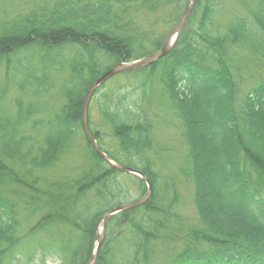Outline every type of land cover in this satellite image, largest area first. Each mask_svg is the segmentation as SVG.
I'll return each instance as SVG.
<instances>
[{
  "label": "trees",
  "instance_id": "16d2710c",
  "mask_svg": "<svg viewBox=\"0 0 264 264\" xmlns=\"http://www.w3.org/2000/svg\"><path fill=\"white\" fill-rule=\"evenodd\" d=\"M186 2L50 0L15 18L0 17V65L4 62L14 73L12 81L20 93L11 112L0 104V258L24 239L17 234L12 197L22 199L29 217H38L28 234L57 224L67 227L70 235L74 230V240L57 232L50 243L63 264H86L98 220L129 202L131 193L121 188L117 172L87 141L88 166L77 175L71 168L50 179L39 173L58 167L72 153L82 132V101L100 70L107 67L102 61L112 66L148 54L145 43L154 50L162 44L163 36L148 40L130 12L169 9L168 21L174 25ZM243 4L246 15L223 19L216 17L218 0H198L170 55L133 72V79L142 75L138 87L131 90L136 97L127 103L125 96H117L116 103L113 95L97 99L98 113L116 142L117 152L112 154L117 157L120 150L128 156L124 163L149 178L153 193L138 219L130 218L134 211L111 218L110 238L96 264H122L109 258L108 243L119 237L113 235L114 228L130 229L141 249L176 219L170 204L161 201L160 193L169 190L167 181L158 184L160 176L152 172L146 156L152 147L146 113L153 82L179 121L188 149L183 173L192 184L199 221L186 235L184 250L170 264H264V78L244 95L239 92L249 56L264 62V0ZM69 45L77 49L67 58L62 49ZM36 48L42 55L32 64L30 53ZM60 72L65 74L59 89L65 102L37 141L25 126L36 127L33 118L43 103L22 97L27 87L32 88L33 97L50 93L55 86L53 75ZM92 132L103 146L101 132ZM138 183L141 196L145 186Z\"/></svg>",
  "mask_w": 264,
  "mask_h": 264
},
{
  "label": "rangeland",
  "instance_id": "374dc122",
  "mask_svg": "<svg viewBox=\"0 0 264 264\" xmlns=\"http://www.w3.org/2000/svg\"><path fill=\"white\" fill-rule=\"evenodd\" d=\"M47 0H0V12H6L9 17H13L17 14L28 13L35 5L43 3ZM248 0H218V5L216 7L218 18L230 17L234 14L235 16L240 15L245 12V3ZM140 16H144V20H138L137 23H143L142 26L145 32L162 34L167 33L170 29L168 20L167 11H158V12H146L142 11L139 13ZM221 20V22L223 21ZM220 22V23H221ZM221 28H225L226 24H219ZM73 49L67 48L63 52L64 57H71ZM38 55V53H36ZM37 57V56H36ZM251 59L248 62L247 72L250 76H253L255 72L254 67L261 66L264 70V62L259 61V56H256L255 59ZM122 75V74H121ZM264 77V72L263 75ZM10 70L7 72L4 63L0 66V102L5 105L12 106L13 100L16 97V89L14 88L11 81ZM56 79V89L50 93L49 96L41 98L39 100L44 101L47 104V110L44 115L40 118L43 120L48 119L53 113L58 111V109L64 104V99L59 94L60 82L63 79L64 75L54 74ZM119 77V78H118ZM116 79H112L110 82L106 83L101 87L97 93V97L100 93H110L116 89L124 91L125 93L131 90L133 87H137L138 81H134L131 78V75L118 76ZM140 77H138L139 80ZM153 89L152 101L150 103L149 111L146 113L147 125L150 127V135L152 139V147L148 150V157L153 166L154 171L159 172L160 175L164 176L168 181L172 182L176 190V203L170 207L171 214L176 215V219L171 220L170 223H167L166 229L162 231V237L156 240H153L148 245V250H151L152 257L148 263H143L140 260L138 264H166L172 256L176 254V251L183 246L185 236L187 235L189 229L195 228L198 225V218L195 212V208L192 202V187L191 184L186 182L177 172L178 167L184 165L186 148L185 144L180 138L179 132V123L173 112L169 109L166 104L159 87L154 85V82L151 85ZM150 89V90H151ZM116 93V92H115ZM139 94V91H137ZM95 107V102H91L90 105V117L92 129L101 132V137L103 139V147L107 149L110 154H115L117 152L116 145L114 140L111 137H108L105 132V125L102 123V119L99 117ZM44 128L42 125L39 130L41 131ZM72 153L68 154L66 158H62L60 165L58 167L39 173L43 179H50L52 176H59L61 173L71 168L75 173L79 172V169L82 170L84 167L88 166V150L86 148L85 139L82 133H78V139L71 150ZM117 155V154H116ZM118 180L122 181V186L128 189L132 194V198L135 199L138 197L139 188L134 186L127 176L119 175ZM161 201L163 204L170 202V199L173 198V193L170 191H162L160 193ZM19 208L22 207V203L17 201ZM131 219L139 218V212L136 211L131 214ZM17 219L20 223L19 235H23L24 239L21 241V245H18L16 248L17 251H23L24 253L16 254V258H10L7 254L0 264H63L60 256L56 252H46L44 254H39V252L33 253L32 258L27 261L26 255L31 253V249L34 247L46 248L48 246L47 239L49 234L56 235L57 232L66 234L70 239L74 240V235L76 234L74 230L70 231L67 227L62 225H56L57 227L44 228L39 230L34 234H28V230L36 223L38 217H27L26 215L19 214ZM133 232L126 228L125 226H120L115 228L113 235L119 236L110 244V258L115 262L120 259L130 260V248L133 246L129 243L133 238ZM169 235L176 239L175 241L169 240ZM113 237V236H111ZM110 237H107L109 239ZM17 260V261H15Z\"/></svg>",
  "mask_w": 264,
  "mask_h": 264
},
{
  "label": "water",
  "instance_id": "95a60500",
  "mask_svg": "<svg viewBox=\"0 0 264 264\" xmlns=\"http://www.w3.org/2000/svg\"><path fill=\"white\" fill-rule=\"evenodd\" d=\"M195 2L196 0H190L189 1V4L188 6L186 7L184 13H183V16L182 18L179 20L176 28L167 36L164 44H163V47L155 54L141 60V61H138V62H130V63H127V64H121V65H118L112 69H110L104 76H102L95 84L94 86H92L90 88V90L88 91V93L86 94L85 96V99L83 101V105H82V127H83V130L89 140V142L92 144L95 152L100 156V158H102L106 163H108L111 167L117 169V170H120V171H123V172H126V173H133L135 174L134 171H132L131 169L127 168V167H124L122 165H119L115 162H112V160H110L107 156H105L100 148L98 147L96 141L94 140L89 128H88V125H87V107H88V102H89V99L93 93V91L103 82L105 81L107 78H109L110 76L114 75V74H117L119 72H123V71H129V70H134V69H139V68H142V67H145V66H148L154 62H156L158 59L164 57L166 54L169 53V51L171 50L172 48V45L173 43L170 42V37L173 35V34H176V36L179 35L180 31L182 30L184 24L186 23L194 5H195ZM139 174V173H138ZM139 176L147 183V192L145 194V196L143 198H141L140 200L132 203V204H129L127 206H122V207H119L117 208L116 210L112 211V212H109L108 214L104 215L103 217V220L101 222V228H100V233L97 235V241H96V244L94 246V250H93V253H92V256H91V259H90V262L89 264H94L95 261H96V258H97V255H98V252L100 250V247L104 241V235H105V228H106V225H107V222L109 220V218L114 215L116 212H120V211H124V210H128V209H133V208H136V207H139L141 205H143L150 197V194H151V185L149 183V181L142 175V174H139Z\"/></svg>",
  "mask_w": 264,
  "mask_h": 264
}]
</instances>
